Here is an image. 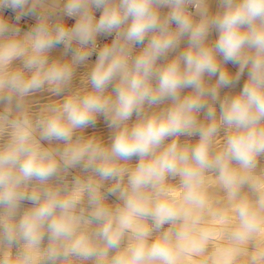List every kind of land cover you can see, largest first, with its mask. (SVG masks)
I'll use <instances>...</instances> for the list:
<instances>
[{"label":"clouds","instance_id":"1","mask_svg":"<svg viewBox=\"0 0 264 264\" xmlns=\"http://www.w3.org/2000/svg\"><path fill=\"white\" fill-rule=\"evenodd\" d=\"M210 2L0 0V264H264V0Z\"/></svg>","mask_w":264,"mask_h":264},{"label":"bare ground","instance_id":"2","mask_svg":"<svg viewBox=\"0 0 264 264\" xmlns=\"http://www.w3.org/2000/svg\"><path fill=\"white\" fill-rule=\"evenodd\" d=\"M218 8H219L218 0H211V2H210V9H211V11L214 13V12H216L218 10ZM101 11H102V9H97L95 11V16L97 18H99L100 14H101ZM164 11H167V9H164ZM9 22L10 23H13V24H16L17 26H19L21 28V31L22 32L23 31H27L29 29L28 27H26L24 25L17 24V23L11 22V21H9ZM113 37H114V34H112V35H104V34H101L98 37V42L102 41L103 39H108V38L113 39ZM216 37H217V32H216L215 29H213L211 31V33H210L209 39L215 40ZM186 43H187V41L185 39L184 41H182V43L180 45V48L181 49L184 48L185 45H186ZM49 55H50V58L63 57V45H59L56 48L52 49L51 52L49 53ZM171 55H174V53L170 54V56ZM96 59H97V57L90 56L88 58V60L85 61L84 64L79 65L77 67L76 76L74 77V80H73V85L74 86L79 84V82H80L79 78H81V76L83 74H85L89 70L90 66L95 63ZM226 67L233 74H235V72L238 70V65H234V64H232L230 62L227 63ZM211 79L214 81L215 80V77H212ZM246 79H247V70L245 71L244 75L241 77V80L239 81V83L232 88V92L233 93L234 92H238L242 88L243 83L245 82ZM185 91L187 92L188 90H185ZM228 91H229V89L222 88L221 89V95L223 96ZM31 100L33 102V108L35 109L40 104L45 103L47 101V94H43V95L36 94L33 97H31ZM200 116H201V118H203V116H204L203 111L200 113ZM132 119L135 120V115L133 116ZM92 134H95V135L101 137L105 141L108 140V138H109V136L111 134V130L108 127L107 122L104 120V118L102 116L98 118L97 123L94 126H90L89 128H87L85 130V135H92ZM130 162L132 164L137 163L138 162V157H133ZM108 199H109V201H114L115 200V197L109 196ZM29 204H30V202H28V201L22 202V208L23 207H26V206H29ZM13 251H15V248L13 249Z\"/></svg>","mask_w":264,"mask_h":264},{"label":"built area","instance_id":"3","mask_svg":"<svg viewBox=\"0 0 264 264\" xmlns=\"http://www.w3.org/2000/svg\"><path fill=\"white\" fill-rule=\"evenodd\" d=\"M3 15L5 18H7L9 21L24 25L28 28L32 27L36 23V17L33 16H28V17H23L19 22L15 20V13L11 9H5L3 10ZM65 22L68 24V26H72L75 22V18H70V17H64ZM112 39H103L102 41L98 42V47H102L105 43H110ZM137 50L143 47V45H136L135 46ZM94 57H97L96 53H93Z\"/></svg>","mask_w":264,"mask_h":264},{"label":"rangeland","instance_id":"4","mask_svg":"<svg viewBox=\"0 0 264 264\" xmlns=\"http://www.w3.org/2000/svg\"><path fill=\"white\" fill-rule=\"evenodd\" d=\"M211 10V9H210ZM79 80H80V78H79Z\"/></svg>","mask_w":264,"mask_h":264}]
</instances>
